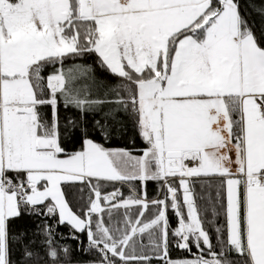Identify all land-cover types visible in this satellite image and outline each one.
I'll list each match as a JSON object with an SVG mask.
<instances>
[{"label": "snow or ice", "instance_id": "snow-or-ice-1", "mask_svg": "<svg viewBox=\"0 0 264 264\" xmlns=\"http://www.w3.org/2000/svg\"><path fill=\"white\" fill-rule=\"evenodd\" d=\"M0 264H264V0H0Z\"/></svg>", "mask_w": 264, "mask_h": 264}, {"label": "trees", "instance_id": "trees-1", "mask_svg": "<svg viewBox=\"0 0 264 264\" xmlns=\"http://www.w3.org/2000/svg\"><path fill=\"white\" fill-rule=\"evenodd\" d=\"M253 19L256 21L257 24L260 23V20L258 17H254ZM91 59H94V58H90L89 62H91ZM128 135H134V131L130 129ZM124 143L125 142L123 140H120V141L114 142L112 146H124ZM140 143L141 142L139 141V139H137V144L139 145ZM152 187H154V185H150V188ZM60 231L67 232V228H61ZM177 254L179 255L180 253H177Z\"/></svg>", "mask_w": 264, "mask_h": 264}]
</instances>
